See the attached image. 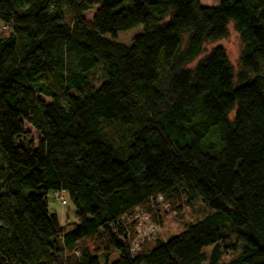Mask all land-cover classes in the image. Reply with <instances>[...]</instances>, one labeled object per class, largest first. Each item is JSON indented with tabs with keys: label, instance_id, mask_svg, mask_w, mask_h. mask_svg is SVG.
<instances>
[{
	"label": "trees",
	"instance_id": "1",
	"mask_svg": "<svg viewBox=\"0 0 264 264\" xmlns=\"http://www.w3.org/2000/svg\"><path fill=\"white\" fill-rule=\"evenodd\" d=\"M229 22L240 71L221 46L189 68ZM0 24V264H264V0H0ZM156 194L211 212L131 256L107 223L138 206L159 224Z\"/></svg>",
	"mask_w": 264,
	"mask_h": 264
},
{
	"label": "rangeland",
	"instance_id": "2",
	"mask_svg": "<svg viewBox=\"0 0 264 264\" xmlns=\"http://www.w3.org/2000/svg\"><path fill=\"white\" fill-rule=\"evenodd\" d=\"M220 0H198V2L201 5L206 6H212L216 5ZM95 9L87 11L83 14V16L87 19L92 18L94 14ZM64 22L70 23L72 20L71 14L67 11V9L64 10ZM0 27H3L0 24ZM10 29L8 27L2 28V35L6 36L9 33ZM143 31L142 25H137L131 29H128L126 31L118 32L116 35V38L114 39L117 42L129 45L131 43L132 38ZM228 35L226 38L218 40L213 43H207L204 45V51L203 53L192 63L188 65L189 68H193L194 65L198 60L203 58L205 54H207L213 47L215 46H221L227 55V58L232 65L234 72L237 74L240 71V63H239V55L241 52V42L239 39L238 33L233 28V23L229 22L227 26ZM101 83V72L96 69L90 72L87 75V83L85 86H83L82 90L78 92V94H84L88 92L89 90L96 88ZM48 85V84H47ZM49 86V85H48ZM39 98L43 99L46 103H49L51 101L50 98L44 97L42 95H38ZM61 103H64L61 98H58ZM24 128L31 130L32 135L34 138L37 137V133L33 131L32 127L28 123H24ZM113 128L116 130V136L119 138H122L124 141L127 140V135L124 132L123 128H119L117 126H113ZM214 134L216 135V129L212 128L208 134V138L214 139ZM3 162L0 156V167L2 166ZM63 196V199L65 200V204H61L60 199H54L51 192L47 194V202H48V211L50 213H56V215L59 218V221L61 224H64L65 222L72 223L75 221L74 218V207L69 199L66 192L61 193ZM173 204L168 203V206L165 208V210H159L157 212L156 219L161 221L158 224V232L157 235L162 240H167L168 238H171L172 236H175L182 232L185 228V224L188 222H193L196 219L204 217L205 215L209 214L211 211L207 209L199 200L192 201L191 204H188L183 199L173 200ZM206 209V210H205ZM202 217V218H203ZM153 244L151 242L148 243V246H152ZM99 257L100 263L104 262L103 252L99 251L96 253ZM231 256L234 255V253H229ZM118 258V252L113 250L110 253L109 263L116 260Z\"/></svg>",
	"mask_w": 264,
	"mask_h": 264
},
{
	"label": "built area",
	"instance_id": "3",
	"mask_svg": "<svg viewBox=\"0 0 264 264\" xmlns=\"http://www.w3.org/2000/svg\"><path fill=\"white\" fill-rule=\"evenodd\" d=\"M63 191H52L54 199L59 198L61 204H65L62 193ZM186 201L184 194L181 198ZM153 209L165 210L168 202L164 199L162 194H156L151 198ZM107 228L112 236L118 242H124L127 245L128 252L131 256L140 253L143 246L148 242H153L160 239L157 235L158 224L153 220L152 215L146 212L141 207H135L130 212L124 213L121 216L111 220L107 223ZM78 254V251H75Z\"/></svg>",
	"mask_w": 264,
	"mask_h": 264
},
{
	"label": "crops",
	"instance_id": "4",
	"mask_svg": "<svg viewBox=\"0 0 264 264\" xmlns=\"http://www.w3.org/2000/svg\"><path fill=\"white\" fill-rule=\"evenodd\" d=\"M150 241H148L147 243H146V245H148V243H149ZM152 243V242H151Z\"/></svg>",
	"mask_w": 264,
	"mask_h": 264
}]
</instances>
